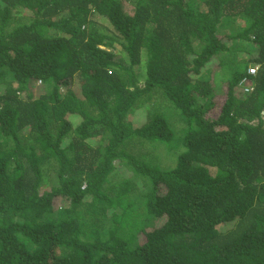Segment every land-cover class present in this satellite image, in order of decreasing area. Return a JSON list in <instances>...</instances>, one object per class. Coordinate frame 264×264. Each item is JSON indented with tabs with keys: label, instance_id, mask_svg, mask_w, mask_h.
Wrapping results in <instances>:
<instances>
[{
	"label": "trees",
	"instance_id": "16d2710c",
	"mask_svg": "<svg viewBox=\"0 0 264 264\" xmlns=\"http://www.w3.org/2000/svg\"><path fill=\"white\" fill-rule=\"evenodd\" d=\"M0 264H264V0H0Z\"/></svg>",
	"mask_w": 264,
	"mask_h": 264
},
{
	"label": "rangeland",
	"instance_id": "374dc122",
	"mask_svg": "<svg viewBox=\"0 0 264 264\" xmlns=\"http://www.w3.org/2000/svg\"><path fill=\"white\" fill-rule=\"evenodd\" d=\"M227 31H229V29L227 28ZM211 66L212 67H207L206 69L202 70V74L205 76H209V77H197L199 74L194 75L192 78V80L194 81L195 79H211V87H212V93L214 95V98L216 99V102H221L226 96V70H219L221 68H219L218 65H216V59H213L211 61ZM251 66V65H250ZM213 73V74H212ZM225 79V80H224ZM39 83V81H37V84ZM38 86V85H37ZM131 119H135V118H139L144 119V115L141 114L140 112H132L131 114H129ZM73 118H77L76 116H72ZM125 170V169H123ZM121 172H125L122 171ZM55 204L56 205H65L67 204V201H64L58 197L55 198Z\"/></svg>",
	"mask_w": 264,
	"mask_h": 264
},
{
	"label": "built area",
	"instance_id": "2783aa9c",
	"mask_svg": "<svg viewBox=\"0 0 264 264\" xmlns=\"http://www.w3.org/2000/svg\"><path fill=\"white\" fill-rule=\"evenodd\" d=\"M255 69H256V66H249L248 69H247V71L249 73H255Z\"/></svg>",
	"mask_w": 264,
	"mask_h": 264
}]
</instances>
